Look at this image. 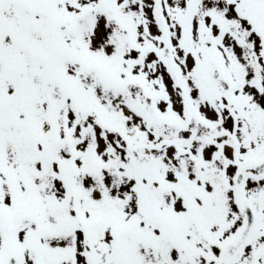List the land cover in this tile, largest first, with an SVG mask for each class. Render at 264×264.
I'll return each instance as SVG.
<instances>
[{"label": "snow or ice", "instance_id": "snow-or-ice-1", "mask_svg": "<svg viewBox=\"0 0 264 264\" xmlns=\"http://www.w3.org/2000/svg\"><path fill=\"white\" fill-rule=\"evenodd\" d=\"M0 264H264V0H0Z\"/></svg>", "mask_w": 264, "mask_h": 264}]
</instances>
